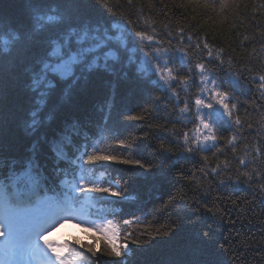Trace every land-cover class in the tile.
Instances as JSON below:
<instances>
[{"label":"snow or ice","instance_id":"snow-or-ice-1","mask_svg":"<svg viewBox=\"0 0 264 264\" xmlns=\"http://www.w3.org/2000/svg\"><path fill=\"white\" fill-rule=\"evenodd\" d=\"M93 2L102 7V16L93 14ZM126 2L132 10L127 14L111 0H23L18 16L0 14L4 36L0 39V264H134L136 249L129 243L139 241H130L132 233L125 226L141 218H125L122 213L126 206L139 203V181L152 179L159 191L170 183L181 161L197 156L204 161L199 169L203 176L219 175L232 163L225 147L235 153L244 126L238 97L242 76L258 85L259 96L251 100V107L258 111L257 104L264 101V69L245 76L254 69L244 63L243 71L237 68L221 76L217 68L225 63L236 67L237 57L226 61L223 48L214 49L207 37L194 41L182 27L176 37L165 32L169 37L165 42L157 38L155 28L149 32L136 27L131 17L144 9L134 7V0ZM171 3L215 13L223 22L236 0ZM173 39L188 48L174 47ZM95 80L135 85L147 100L139 110L121 114L105 102L96 109L98 119L86 113L67 114L73 98L85 95ZM161 111L166 117L174 115L175 121L169 122L187 130L177 134L157 129L165 131L158 137L163 142L154 149L157 164L134 155L138 139L147 136L126 129L149 116L157 119ZM146 127H152L151 122ZM255 152L259 155L261 149ZM208 153L225 155L223 169L210 165ZM236 163V173L245 179L234 183L257 179L255 158L236 157ZM114 165L125 166L126 172L143 171H132L120 183L116 177L108 178L117 171ZM201 194L210 198L211 186L202 188ZM203 203L216 217L207 199ZM189 209L199 210L182 193H169L167 200L161 197L151 217L164 222L150 232L149 221L144 234L149 240L171 237L181 227L171 219L173 213ZM221 223L216 220L217 230ZM66 225L80 228L85 239L79 234L50 239ZM198 244L213 255L228 251L211 225L199 233ZM240 259L247 264L245 257ZM197 264L217 262L206 259Z\"/></svg>","mask_w":264,"mask_h":264},{"label":"trees","instance_id":"trees-1","mask_svg":"<svg viewBox=\"0 0 264 264\" xmlns=\"http://www.w3.org/2000/svg\"><path fill=\"white\" fill-rule=\"evenodd\" d=\"M262 0H236V4L230 5L225 11L223 20L215 13L204 12L203 10L192 11L189 7H179L171 3V0H134V7H143V14H135L131 18L139 29L149 32L155 28L159 33L157 38L165 42L169 37L165 32L171 31L176 37L177 30L184 28L186 34H191L194 41L197 37H207L214 49L223 48L227 53L224 59L229 56L237 57L234 61L236 67H229L227 63L221 68H217V74L224 76L235 73L244 63L253 67V73H245V76L259 74L260 69H264V6ZM111 4L118 11L125 14L132 11L126 0H120V5H116V0H111ZM23 7V0H0V14L5 16H18ZM94 15L102 16L103 9L94 2L91 5ZM195 15V19L192 17ZM248 37V39H245ZM4 36L0 33V39ZM176 48H188L187 44L181 45L173 39ZM235 49L233 52L232 49ZM191 52V50L189 49ZM243 83L238 88V97L243 107L240 108V115L243 121V128L237 137L235 153L225 147L227 159L232 161L228 168L223 169L225 155L218 154V157L209 155L211 166L220 164L223 171L219 175L203 176L199 169L204 167V161L200 156L181 161L169 177L170 183L157 191L154 187L156 182L152 179L139 181L141 185V196L139 203L126 206L122 215L125 218L138 216L139 223L125 226L128 232L132 233L130 241L139 243H129V247L136 249L134 264H197L198 261L212 259L217 264H244L240 259L245 257L247 264H264L261 256H264V101L257 104V110L251 107V100L259 96V89L256 83L250 82L241 77ZM147 97L144 93L132 84L123 82L109 83L105 80H95L89 86L88 92L82 96H76L67 106L66 113L69 115L83 116L85 113L93 119L99 118L97 107L110 102L113 105L114 113L121 114L139 110L145 103ZM171 107V105L169 106ZM247 112V114H245ZM175 121V116L166 117L161 111L157 119L152 116L148 121L139 122L135 126H129L126 131L133 132L139 137V148L134 150V155L146 161L153 160L159 164L157 154L154 149L163 141L158 137H163L165 131H172L177 134L187 130L180 123H170ZM151 122L152 127H146ZM251 124V127L248 125ZM165 131H157V129ZM230 135V133H225ZM223 146V142H221ZM260 148L261 152L256 155L255 149ZM244 156L246 160L255 158V167L258 172L256 180L236 184L239 177L236 173L238 167L236 157ZM114 169L108 178L116 177L118 182L123 183L121 177L127 178L132 175V171L140 172L141 169L132 171H122L125 166L114 165ZM251 170V169H249ZM192 175H189V174ZM193 176L195 179H193ZM183 177V178H181ZM231 177V180L229 179ZM223 180L224 185H220ZM199 185V187H198ZM211 186V197L206 198L201 194L202 188ZM184 194L185 199L194 204L199 210L181 211L173 213L171 219L178 221L180 230L171 237H158L149 240L144 234L145 225L151 222L149 231L155 227H160L161 220L157 223L152 220L151 213L159 206V199H168V194ZM207 199L209 206L217 213L213 217L204 208V200ZM222 223L217 230L216 220ZM212 226L219 239L228 248L227 252L217 251L214 255L208 253L198 244L199 233ZM77 230V234L85 239L81 229L72 225H66ZM64 226V227H66ZM64 237L68 233H63ZM237 257L235 260L233 257Z\"/></svg>","mask_w":264,"mask_h":264},{"label":"rangeland","instance_id":"rangeland-1","mask_svg":"<svg viewBox=\"0 0 264 264\" xmlns=\"http://www.w3.org/2000/svg\"><path fill=\"white\" fill-rule=\"evenodd\" d=\"M64 232H71V233H74V234H77V230H75L74 228H71V227H67L66 229H64L61 233L57 234L59 235L60 237H55L54 239L56 240H60L62 238H64L63 234Z\"/></svg>","mask_w":264,"mask_h":264}]
</instances>
